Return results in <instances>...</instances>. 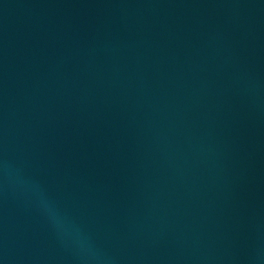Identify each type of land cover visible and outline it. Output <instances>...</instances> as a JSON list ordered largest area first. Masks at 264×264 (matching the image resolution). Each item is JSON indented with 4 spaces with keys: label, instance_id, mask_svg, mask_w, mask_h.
<instances>
[{
    "label": "water",
    "instance_id": "95a60500",
    "mask_svg": "<svg viewBox=\"0 0 264 264\" xmlns=\"http://www.w3.org/2000/svg\"><path fill=\"white\" fill-rule=\"evenodd\" d=\"M0 264H264V0H0Z\"/></svg>",
    "mask_w": 264,
    "mask_h": 264
},
{
    "label": "clouds",
    "instance_id": "9594fccd",
    "mask_svg": "<svg viewBox=\"0 0 264 264\" xmlns=\"http://www.w3.org/2000/svg\"><path fill=\"white\" fill-rule=\"evenodd\" d=\"M43 205H44L45 210L48 212V214L53 219V221L56 222L60 227H63V224L58 217V213H57L56 208L46 201L43 202Z\"/></svg>",
    "mask_w": 264,
    "mask_h": 264
}]
</instances>
